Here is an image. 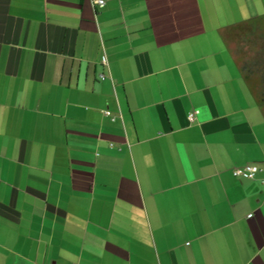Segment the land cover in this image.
I'll return each mask as SVG.
<instances>
[{"label": "crops", "instance_id": "1", "mask_svg": "<svg viewBox=\"0 0 264 264\" xmlns=\"http://www.w3.org/2000/svg\"><path fill=\"white\" fill-rule=\"evenodd\" d=\"M104 1L0 0V264H264V0Z\"/></svg>", "mask_w": 264, "mask_h": 264}, {"label": "trees", "instance_id": "2", "mask_svg": "<svg viewBox=\"0 0 264 264\" xmlns=\"http://www.w3.org/2000/svg\"><path fill=\"white\" fill-rule=\"evenodd\" d=\"M232 29L236 38L231 52L238 62L240 75L256 104L264 106V28L261 19L237 24Z\"/></svg>", "mask_w": 264, "mask_h": 264}, {"label": "built area", "instance_id": "3", "mask_svg": "<svg viewBox=\"0 0 264 264\" xmlns=\"http://www.w3.org/2000/svg\"><path fill=\"white\" fill-rule=\"evenodd\" d=\"M93 5L95 7H98V8H103L104 5H105V1L104 0H93ZM102 64L103 65H107V61H106V58H102ZM101 79L103 80L104 77L101 76ZM198 112H193V113H190L188 115V120L190 122H193L194 121V118H195V115L197 114ZM106 116H110V113L109 112H105L104 113ZM258 173V169L257 167L253 166V165H246L244 166L243 168L241 169H235L233 174L235 177H241V178H245V179H253L255 178V176L257 175Z\"/></svg>", "mask_w": 264, "mask_h": 264}]
</instances>
